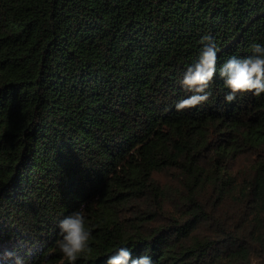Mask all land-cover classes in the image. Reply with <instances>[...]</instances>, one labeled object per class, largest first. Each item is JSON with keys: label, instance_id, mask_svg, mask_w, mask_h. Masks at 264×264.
I'll list each match as a JSON object with an SVG mask.
<instances>
[{"label": "trees", "instance_id": "obj_1", "mask_svg": "<svg viewBox=\"0 0 264 264\" xmlns=\"http://www.w3.org/2000/svg\"><path fill=\"white\" fill-rule=\"evenodd\" d=\"M204 36L211 96L177 111ZM254 42L264 0H0V264H68L76 210L74 264H264V94L219 76Z\"/></svg>", "mask_w": 264, "mask_h": 264}, {"label": "clouds", "instance_id": "obj_2", "mask_svg": "<svg viewBox=\"0 0 264 264\" xmlns=\"http://www.w3.org/2000/svg\"><path fill=\"white\" fill-rule=\"evenodd\" d=\"M200 43L203 47L196 62L186 68L181 80L189 95L176 102L177 111L195 108L211 96L209 89L217 74L218 49L208 36L202 37ZM250 52L243 58L230 57L219 68V76L228 90L224 97L227 103L248 93L257 97L264 94V44L252 43ZM85 219V213L76 210L59 222L60 239L56 243L68 264H74L82 254L93 251L89 245L91 232L85 226ZM17 264H23L22 260L18 259ZM105 264H153V260L147 250L145 254L133 257L130 249L121 247L108 256Z\"/></svg>", "mask_w": 264, "mask_h": 264}]
</instances>
